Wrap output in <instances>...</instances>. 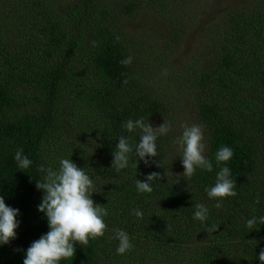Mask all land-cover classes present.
I'll list each match as a JSON object with an SVG mask.
<instances>
[{
	"label": "trees",
	"instance_id": "obj_1",
	"mask_svg": "<svg viewBox=\"0 0 264 264\" xmlns=\"http://www.w3.org/2000/svg\"><path fill=\"white\" fill-rule=\"evenodd\" d=\"M152 1L159 2L166 21L176 0ZM139 3L0 0V195L20 212L17 238L0 247V264H23L30 245L49 231L38 211L43 195L36 187L38 165L52 164V146L73 137L76 126L68 130L66 122L75 119L86 127L93 122L94 144L85 143L93 155L83 144L60 152L67 157L73 151L71 159L94 177L100 191L93 200L108 204L110 215L105 237L77 245L72 264H261L264 225L250 232L244 225L250 216L264 215V0L227 8L221 21L205 30L206 42L198 44L202 61H187L182 70L166 65L168 58H145L139 43L130 47L131 41L118 33V19L139 15ZM170 27L174 39L179 23ZM127 56L133 63L123 66L120 61ZM177 86L180 92L171 90ZM184 95L197 124L205 126L206 155L214 162L220 146L234 150L229 166L238 196L220 209L212 207L205 192L215 170L184 178L172 133L158 141L161 155L137 168L142 181L151 172L163 175L152 194H137L134 170L126 175L111 171L122 123L139 116L152 124L171 122L180 112L175 114L173 99ZM19 148L34 162L25 172L13 161ZM200 202L212 207L208 227L216 225V231L208 233L192 219ZM133 209L143 210V219L132 216ZM118 228L133 239L126 256L117 255L111 239Z\"/></svg>",
	"mask_w": 264,
	"mask_h": 264
},
{
	"label": "clouds",
	"instance_id": "obj_2",
	"mask_svg": "<svg viewBox=\"0 0 264 264\" xmlns=\"http://www.w3.org/2000/svg\"><path fill=\"white\" fill-rule=\"evenodd\" d=\"M115 41L119 42L120 37L116 36ZM133 59L132 56H127L120 63L128 66L133 63ZM124 83L127 84L128 81L125 80ZM180 127L182 131L174 136L172 143L174 151L180 153L184 169L181 175L189 181L198 171L212 173L215 170V181L205 188V192L212 207L220 209L225 201L238 196L236 179L229 166L234 150L227 145L220 146L213 162L206 155L205 126L184 121ZM121 128V134L116 137L118 143L112 152L111 171L114 170L117 175H126L129 169L134 170L137 194H152L155 186L161 184L158 181L163 179V175L151 172L142 181L137 179V168L140 162L149 166L152 158L161 155L158 141L173 133V124L165 120L163 124L156 126L148 117L139 116L126 119ZM85 151L87 155L89 151L93 155L94 150ZM72 154L73 151L67 157H60L58 165H38L40 178L36 180V187L43 193L38 211L45 215L49 231L30 245L23 264H62L64 261L72 264L77 245L85 247L90 242L99 241L108 231L106 218L110 215V208L108 204L102 206L94 202L93 194L100 191L99 185L87 169L79 167L71 159ZM13 161L22 172L30 169L34 163L23 148L15 150ZM157 167L163 168L162 163ZM164 175L169 181V173L165 171ZM171 175L173 176L172 172ZM212 207L208 203H195L192 219L208 227ZM19 215V209L8 206L0 195V247L17 238ZM131 215L143 219L145 213L141 209H133ZM261 225H264V215H252L245 220L244 226L250 232ZM217 228L216 225L208 227V233ZM111 239L117 242V255L126 256L134 248L130 233L124 229H114ZM258 259L264 264V250L260 251Z\"/></svg>",
	"mask_w": 264,
	"mask_h": 264
},
{
	"label": "rangeland",
	"instance_id": "obj_3",
	"mask_svg": "<svg viewBox=\"0 0 264 264\" xmlns=\"http://www.w3.org/2000/svg\"><path fill=\"white\" fill-rule=\"evenodd\" d=\"M126 1L135 2L138 0ZM251 2L252 0H184V2L183 0L182 2L176 0L172 10H170L171 13L168 15L169 20L164 21L159 15L162 10H158V7L161 6L159 2L152 1L150 4L149 0H141V3L138 4L142 8L139 10V15L133 19H124V17L118 19V33L131 41L130 47L135 45L134 43H139L142 51H147L145 58H161L163 60L168 58L166 65L170 64L177 70H182L187 61L198 63L202 61L199 57L198 44L203 45L206 42L203 37L205 30L209 26L213 27L218 24L227 8L249 6ZM149 4L150 8L148 7ZM173 23H179L178 36L174 39L171 35L174 28L170 27V24ZM168 69L169 67L165 68L166 71ZM164 77L166 78L167 75L164 74ZM163 87L164 84L158 86L159 89ZM171 88V90L180 92L178 86ZM186 89V92L189 93V86ZM181 99L179 101L178 96L173 99L177 107L175 114L180 111L170 122L173 124L171 135L173 138L182 131L180 125L184 121L197 124L194 106L185 95ZM88 123L89 125L86 127L80 120L75 119L74 122H66L68 130L74 129L73 126H76V129L72 133L73 137L69 139L59 138L58 143L52 146V164L58 165L59 158L66 157L64 153L60 152L61 149L67 150L69 146L74 149V146L85 145V143L94 144L91 143L94 139L90 130L95 127L93 122ZM163 123V119H157L153 125L158 126ZM86 134L90 140L86 138ZM171 144L173 143L171 142ZM90 147L92 148V146L85 145L86 149ZM72 157H74L73 154Z\"/></svg>",
	"mask_w": 264,
	"mask_h": 264
}]
</instances>
